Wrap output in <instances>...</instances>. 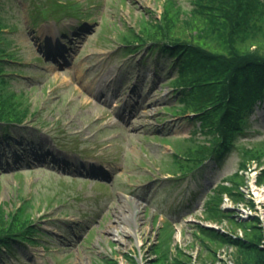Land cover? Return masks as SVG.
<instances>
[{
  "label": "rangeland",
  "instance_id": "374dc122",
  "mask_svg": "<svg viewBox=\"0 0 264 264\" xmlns=\"http://www.w3.org/2000/svg\"><path fill=\"white\" fill-rule=\"evenodd\" d=\"M77 1L80 11H92L89 18L79 21L63 11L34 25V5L42 0H0V14L14 26L10 36L21 58L13 66L21 71L10 85L25 90L30 108L37 109L25 130H12L9 138L17 146L0 131V204L10 210L20 206L21 197L32 198L34 224L50 234L41 239L45 248L20 243L13 253L3 249L0 264L112 259L133 264L128 256L137 264H153L148 247L165 219L173 227L170 252L175 255L178 246L192 257L191 264H235L240 255L231 244L212 243L214 253L201 246L193 235L197 223L242 240L256 234L258 226L264 250V197L254 195L264 192L258 177L264 159L248 162L238 179L240 199L225 193L231 200L224 197L222 203L227 216L217 222L203 218L204 202L212 188L239 173L238 149L208 163L193 179L163 171L175 140L191 137L200 123L192 114L175 117L169 111L178 103L170 85L177 73L169 68V58L147 50L127 54L115 41L126 31L125 23L138 28L149 10L158 18L163 0ZM179 1L189 6V0ZM102 22L108 25L104 34ZM250 119L252 127L238 138L249 146L264 140V101ZM167 138L170 143L163 141ZM97 155L106 160L90 167L87 157ZM17 170L21 176L14 175ZM123 200L137 203L140 224L137 234L119 242L108 229H119L114 220Z\"/></svg>",
  "mask_w": 264,
  "mask_h": 264
},
{
  "label": "trees",
  "instance_id": "16d2710c",
  "mask_svg": "<svg viewBox=\"0 0 264 264\" xmlns=\"http://www.w3.org/2000/svg\"><path fill=\"white\" fill-rule=\"evenodd\" d=\"M78 3H35L33 23L39 24L40 17H54L60 7L77 18L89 17L92 12H81ZM148 12L151 15L141 16L138 28L125 23L126 31H120L115 41L127 54L147 50L148 55L169 58V68L177 73L170 85L178 101L169 111L175 117L194 114L200 123L191 137L175 140L172 159L165 163L164 171L195 178L207 161H221L233 149L239 150L242 169L252 159H264V140L250 146L238 140L252 127L250 118L264 101V0H189V6L179 0H163L161 20L154 17L153 11ZM13 27L0 14V131L5 133L12 126L32 121L37 114V109L29 106L26 91L10 85L21 71L13 67L21 59L13 48ZM107 27L102 22L101 34ZM169 139L163 141L170 143ZM258 177L264 180V171ZM238 179H242L240 173L225 178L232 186L223 182L207 194L203 212L206 221L217 222L227 216L222 210L225 193L240 199L236 192L241 183ZM35 209L32 198L21 197L20 206L10 210L0 204V251L13 253L20 243L45 248L41 239L50 234L33 223ZM193 227L196 241L207 250L214 253L212 243L231 244L240 254L235 264H264V250L260 248L263 235L258 226L254 227L256 234L246 240L233 239L199 223ZM172 231L167 220L158 226L156 238L148 247L153 252V264H191L192 257L178 246L175 255L170 252ZM128 258L137 264L134 257ZM102 261L119 264L113 259Z\"/></svg>",
  "mask_w": 264,
  "mask_h": 264
},
{
  "label": "bare ground",
  "instance_id": "6f19581e",
  "mask_svg": "<svg viewBox=\"0 0 264 264\" xmlns=\"http://www.w3.org/2000/svg\"><path fill=\"white\" fill-rule=\"evenodd\" d=\"M121 213L115 218L114 222L119 224V229L109 228L108 232L119 242H125V237L137 234L139 229L140 217L137 214V203L130 200H123L120 208Z\"/></svg>",
  "mask_w": 264,
  "mask_h": 264
},
{
  "label": "built area",
  "instance_id": "2783aa9c",
  "mask_svg": "<svg viewBox=\"0 0 264 264\" xmlns=\"http://www.w3.org/2000/svg\"><path fill=\"white\" fill-rule=\"evenodd\" d=\"M243 174H244V172H243ZM257 193V192H256ZM255 192H254V195L256 196L255 198H259V200H261V198L262 197H264V192H262V195H258V193L256 194ZM228 197L226 196V201L227 202H229V201H231V200H229V199H227ZM256 200V202L259 204V202L260 201H258V199H255ZM230 208V207H229ZM247 212V211H246ZM250 213V212H249ZM251 214H253V212H251ZM250 214V215H251ZM262 218H264V216H261ZM260 218V217H259ZM261 221V220H260Z\"/></svg>",
  "mask_w": 264,
  "mask_h": 264
}]
</instances>
